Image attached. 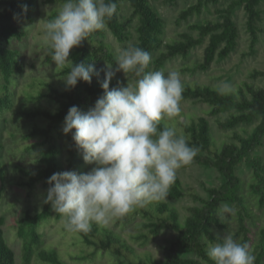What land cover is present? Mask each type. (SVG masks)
I'll use <instances>...</instances> for the list:
<instances>
[{
	"label": "trees",
	"instance_id": "trees-1",
	"mask_svg": "<svg viewBox=\"0 0 264 264\" xmlns=\"http://www.w3.org/2000/svg\"><path fill=\"white\" fill-rule=\"evenodd\" d=\"M62 4L65 0H58ZM172 7L178 5V0H165ZM263 0H231L228 6L219 9L220 18L208 19L190 23V29L197 31L181 32L180 38L166 41V19L152 0H111L117 4L116 12L107 18L105 27L93 31L86 36L79 47L72 49L70 60L74 63L94 65L99 76L93 75L91 83L84 81L66 90L62 78L70 71V65L56 71L61 80L59 84L44 81L48 86L46 91L39 90L31 93L30 100L34 106H22L20 114L33 121L32 126L24 134V138L33 140L27 147L31 153L38 151L40 165L36 169L16 166L22 173L19 185L27 187L33 192L38 183L45 189V198L49 185L48 178L54 173L76 171L83 173L86 162L82 152L72 140L71 134L63 132L64 120L73 106L85 112L91 105L104 95L101 82L105 79V72L109 63L116 69V56L113 45L107 41L110 30L116 39L126 44L132 41L131 47H140L150 53L152 60L146 71H162L168 61L177 56L188 58L193 49L202 45L208 38L204 57L191 71L207 70L215 60L228 58L239 45L240 29L234 15L237 8L243 6L247 14V29L251 34V50L256 51L259 42V23L263 19ZM123 2L131 7V13L126 18L120 16ZM219 0H197V2L183 8L179 20H188L195 14H201L211 3ZM37 0H0V117L15 107V99L11 84L17 74L23 72L24 62L20 51L10 46V42L25 36L19 21L34 20ZM60 9L54 10L50 20L54 19ZM134 29V33H133ZM135 35V38H134ZM46 62H52V50L48 47ZM134 80L138 78L130 73ZM264 77V70L256 69L251 77ZM127 81L114 76L110 82V89L126 87ZM220 86V85H219ZM233 87V86H232ZM218 86L210 84L184 85L182 99H194L210 105L209 113L213 116L226 114L217 118L218 126L224 131H232L233 139L223 140L220 145L215 136L210 119L206 115L187 114L181 110L180 114L160 122L159 130L165 126L175 127L178 134L187 137L190 146L199 149L194 161L208 168H214L219 173V184L202 183L206 194L203 195L196 188L185 189L183 180L177 173L175 183L169 188L168 195L160 201H153L144 206H136L131 212L119 217V222H129L137 215L144 220L141 222L140 234L142 243H147L153 237L159 236L165 230L174 232V236L164 246V256L155 257L152 254H141L136 247L128 243L121 234L107 226L92 223L87 233L76 232L81 240L92 247L91 251L83 250L76 257L81 260H94L99 251H107L117 258L118 264H215L207 255L210 244L221 242L217 237L222 235L218 228L227 227L223 220V204H235L238 208V229L236 235L241 237L240 243L251 245V226L247 217H252L253 224L259 227L258 253L255 264L264 262V224L255 221L253 206L247 199L246 188L252 194L256 204L264 209V154L257 150L264 146V84L254 81H244L238 89H232L228 94H220ZM48 100L52 106L42 104ZM186 118V119H183ZM41 119L42 121H39ZM247 127L246 125H252ZM242 128V131L239 129ZM245 129L246 134H243ZM66 137V160H64V146L61 139ZM4 149V142L0 137V153ZM242 163H246L252 170L253 180L246 183L238 172ZM8 168L0 161V179L5 181ZM190 195L197 203L189 205V213L184 217L180 210L171 204ZM50 203H44L38 211L25 210L17 221V234L22 239V264H33L34 260L48 264H70L56 248L43 247L44 235L40 230L41 223L54 215ZM57 218H62L56 213ZM5 217L0 216V264H18L15 249L8 242L5 234ZM66 229V228H65ZM67 230V229H66ZM188 254H195L191 256Z\"/></svg>",
	"mask_w": 264,
	"mask_h": 264
},
{
	"label": "clouds",
	"instance_id": "clouds-1",
	"mask_svg": "<svg viewBox=\"0 0 264 264\" xmlns=\"http://www.w3.org/2000/svg\"><path fill=\"white\" fill-rule=\"evenodd\" d=\"M116 9L111 0H65L56 17L46 23L42 43L52 50L57 67L71 66L62 78L66 90L99 76L94 65L74 63L69 56L88 34L103 29ZM151 60L150 53L140 47L121 50L116 70L134 73L135 85L110 89L115 71L108 65L101 82L104 95L87 112L73 106L65 117L63 132L71 134L84 161L95 165L87 173L63 171L47 180L44 203L63 217L70 232L87 233L93 222L107 226L136 206L165 199L177 171L199 151L175 127L159 130L162 120L180 114L184 84L176 70L146 71ZM217 91L228 94L232 86L222 83ZM217 240L221 242L207 250L215 264H255L246 243L229 234Z\"/></svg>",
	"mask_w": 264,
	"mask_h": 264
},
{
	"label": "rangeland",
	"instance_id": "rangeland-1",
	"mask_svg": "<svg viewBox=\"0 0 264 264\" xmlns=\"http://www.w3.org/2000/svg\"><path fill=\"white\" fill-rule=\"evenodd\" d=\"M152 2L158 7L160 12L166 19V41H174L180 38L181 32L189 31L197 34V31L189 28L190 23L206 21L208 19L220 18L219 9L228 6L231 0H219L217 4L211 3L205 7L201 14H195L188 20H179V14L181 10L188 5L197 2V0H178V5L172 7L165 0H152ZM62 3L58 0H37V8L34 12V20L19 21L18 24L24 29L25 36L22 39H13L10 42V46L17 48L20 51L21 59L24 62L23 72L17 74L14 78V82L11 84L13 92H15V107L12 110L6 111L0 117V137L4 142V149L0 153V161L8 168V176L5 181L0 179V216L5 217V234L8 242L15 249L17 254L18 264H22V239L17 234V221L24 214L25 210L30 209L32 211H38L43 208L45 199V189L42 183H38L33 192L22 185L18 184V181L22 177V173L17 170L16 166L21 165L25 168L36 169L40 165L38 151L29 152L27 147L33 140L24 138V134L28 131V128L32 126L33 121L20 114L19 110L22 106H34L33 101L30 99L31 93L37 94L39 90L46 91L48 86L44 84V81L56 82L59 84L61 80L60 76L56 74V71L60 68L56 66L55 62H46L45 57L48 51L47 45L42 43L41 37L44 32L45 25L50 21L51 13L62 7ZM261 7L264 11V0L261 3ZM122 19L126 18L131 13V7L127 2H123L122 8L119 11ZM238 22L240 29L239 45L236 51H234L228 58L224 60H215L211 67L207 70L197 69L191 71L190 69L195 67L197 63H200L204 57L205 46L208 43V38L202 45L193 49L188 58L177 56L174 59L168 61L164 69L165 74L169 70H176L180 73L183 84H210L219 86L222 83L229 84L232 89H238L244 81H254L260 85L264 84V77L258 76L251 77V73L256 70H264V12L263 19L260 21L259 26V42L256 46L255 53L251 50V34L247 29V14L243 6L237 8L234 15ZM134 33V29H133ZM135 38V35H134ZM107 41L113 45L117 54L128 47H131L132 41L126 44L119 42L112 32L108 31ZM70 59V57H69ZM111 67L109 63L106 64ZM115 71V76L122 77L127 81V85H135L136 81L130 73L127 75L122 71ZM63 80V79H62ZM126 85V86H127ZM42 104L54 107V104L43 100ZM181 110L187 114L193 115L195 118L198 115H206L211 121L215 136L220 143L223 140H232L233 132L222 130L217 123L218 117H223L226 114H221L218 117L209 113L210 105L196 101L194 99H182ZM91 105L87 108V112ZM186 119V118H183ZM42 121L41 119H38ZM252 127V125H246ZM242 131V128H239ZM243 134L247 131L243 130ZM66 136V134H65ZM64 146V160H66V148H68V142L66 137L61 139ZM259 153L264 154V146L257 150ZM83 170V173H87L94 167V164H88ZM238 172L245 179L246 183H250L253 180L252 170L246 163H242L238 169ZM177 173L183 180L185 189L196 188L203 195L206 191L202 183L219 184V173L214 168H208L203 164L193 161L181 167ZM247 185L246 195L247 199H250L251 206H253V214L255 215V221L259 225L264 224V209L260 208L252 194L248 191ZM197 203L190 195L177 200H171V204L176 206L182 216L184 217L189 213L188 206ZM231 209L230 212H224V208ZM238 208L235 204H223L222 217L228 226L219 229L218 232L222 235H232L233 238L240 242L241 237L236 235L238 229ZM50 219H45L41 223L40 230L44 235L43 247L56 248L63 259L70 264H118L117 258L114 254L107 251H99L94 260H81L76 256L83 250L91 251L92 247L85 244L78 233L70 232L66 230L63 223V217L57 218L56 212ZM144 218L141 215H137L129 222H119L118 218L113 219L108 226L114 231L121 234L123 239L128 243L136 247L141 254H152L155 257L162 258L164 256V246L173 238L174 232L171 230L163 231L159 236L153 237L149 242L141 244L142 239L138 237L140 234L141 222ZM247 222L252 227L250 235L253 237L249 251L255 256L258 253V246L256 243L259 241V227L253 224L252 217H247ZM196 256L195 254H188ZM33 264H46L34 260ZM48 264V263H47ZM264 264V262H263Z\"/></svg>",
	"mask_w": 264,
	"mask_h": 264
}]
</instances>
